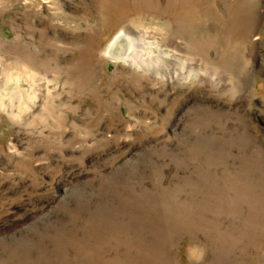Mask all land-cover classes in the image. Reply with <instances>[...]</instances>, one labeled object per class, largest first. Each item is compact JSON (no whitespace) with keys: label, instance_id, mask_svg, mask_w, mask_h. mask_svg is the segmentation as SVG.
I'll return each mask as SVG.
<instances>
[{"label":"rangeland","instance_id":"374dc122","mask_svg":"<svg viewBox=\"0 0 264 264\" xmlns=\"http://www.w3.org/2000/svg\"><path fill=\"white\" fill-rule=\"evenodd\" d=\"M0 264H264V0H0Z\"/></svg>","mask_w":264,"mask_h":264},{"label":"bare ground","instance_id":"6f19581e","mask_svg":"<svg viewBox=\"0 0 264 264\" xmlns=\"http://www.w3.org/2000/svg\"><path fill=\"white\" fill-rule=\"evenodd\" d=\"M124 33V34H123ZM123 33H118L111 42L106 46L103 50V55L106 58L113 60H123L128 63H133L134 59L132 58V54L130 50H134V44L130 43L131 39L128 38L127 34L123 31ZM132 42V41H131ZM138 57V63L142 64L143 60L141 59L140 52L134 51L133 53Z\"/></svg>","mask_w":264,"mask_h":264}]
</instances>
